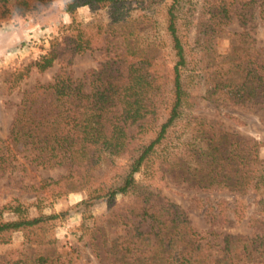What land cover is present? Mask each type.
Returning <instances> with one entry per match:
<instances>
[{
	"label": "trees",
	"instance_id": "16d2710c",
	"mask_svg": "<svg viewBox=\"0 0 264 264\" xmlns=\"http://www.w3.org/2000/svg\"><path fill=\"white\" fill-rule=\"evenodd\" d=\"M131 1L69 0L67 9L109 4L115 10ZM136 1L139 14L121 12L91 27L69 23L64 34L51 42L48 52L16 68V79L21 80L32 70L44 73L66 50L72 55L94 51L105 42L117 56L118 39L127 42L132 50L127 51L132 54L140 47L144 49L134 61H107L88 71V88L85 81L61 67L52 81H37L31 89L23 90L9 133L0 136V178H24L28 167L34 172L64 167L66 172L58 178L20 186L15 206L21 213L17 219L0 220V243L16 231L31 232L59 216H26L19 199L24 192L40 196L82 190L90 194L89 199H106L110 205L104 218L86 229L91 252L100 261L264 264V228L251 236L215 229L202 233L180 205L160 198L167 173L176 169L202 189L226 188L235 194H252L256 205H264V199L258 198L264 187V158L260 155L264 142L250 137L227 138L218 130L210 131L204 114H184L194 106L195 97L182 77L184 71H191L188 48H199L205 98L221 96L229 104L251 103L264 108V52L255 46L246 29L249 15L258 11L264 17V0H239L241 8L234 5L235 1L203 0L192 19L190 15L180 16L177 4L181 0L166 6L163 29L173 57L170 66L148 52L161 42L153 34L159 22L147 11L154 0ZM52 4L53 0H0V20L39 14ZM235 18L243 26L241 32L233 33L237 36L235 43L243 38L241 52L233 46L235 55L230 52L220 62L206 64L208 54L204 49H211L207 42ZM192 28L194 46H189ZM160 55L164 58L165 54ZM225 115L241 121L230 112ZM183 118L187 122L183 131L186 138L175 150L162 153L161 145ZM139 172L144 175L143 182L136 178ZM119 196L129 198L117 201ZM238 203V198L231 202L221 199L215 206L219 214L226 215L228 207L235 216ZM263 211L264 206L257 217L262 226ZM111 226L124 230L123 241L109 244L104 239ZM44 242L32 252L24 247L0 252V264H69V255L45 253L44 245L52 240Z\"/></svg>",
	"mask_w": 264,
	"mask_h": 264
},
{
	"label": "rangeland",
	"instance_id": "374dc122",
	"mask_svg": "<svg viewBox=\"0 0 264 264\" xmlns=\"http://www.w3.org/2000/svg\"><path fill=\"white\" fill-rule=\"evenodd\" d=\"M68 1L53 0L52 6L39 14L25 17L16 15L0 20L1 137H6L9 133L23 90L31 89L37 81L43 83L52 81L58 69L65 67L74 77L85 81L86 88H88V71L107 61L117 60L124 63L134 61L144 51L143 47H140L138 53L132 54L130 52L132 50L126 46L127 42L124 40L122 42L120 39L117 42L120 45L119 55L117 56L113 54L114 50L108 47L109 42H105L100 49L74 55L66 50L55 60L54 65L44 73L32 70L29 76L17 80L15 76L16 68L48 52L51 42L55 37L64 34L65 27L69 23L75 22L81 26L91 27L97 22H108L121 12L132 14L141 12L136 0H132L129 4L122 5L115 10L109 4L106 6L82 4L72 11L67 9ZM224 1L227 3L235 1L234 5L241 8L239 0ZM174 2L175 0H154L152 6L147 9L153 15V19L159 22L158 28L153 34L161 41L159 47L158 45L154 46L153 50L148 52L154 54L158 57L159 62L163 61L167 66L173 64V57L168 36L163 29V16L166 6ZM202 2L203 0H181V3L177 4L180 16L190 15L192 19V15L195 14L196 16L199 12ZM246 29L250 31L255 46L264 52V17L260 16L258 11H255L252 16L249 15ZM242 30L243 26L237 18L220 30L215 38L207 42L208 47L211 49H204L208 54L205 63L216 64L230 52H232L231 55H235L236 52L232 51L233 46L241 52L243 38H239L238 43H235L237 36L233 33ZM194 37L195 29L192 28L189 46H194ZM245 45L246 47L249 46L248 43ZM162 52L165 54L164 58L160 55ZM201 55L199 48H191V50L188 48L191 71H184L182 77L190 88L193 97H195V104L192 108L185 109L184 114H204L206 123H209L208 128L211 127L210 131L218 130V134H226L227 138L250 137L264 142V108H258L251 103L245 105L229 104L221 96L218 99L215 97L212 99L205 98L206 82L200 68L202 64ZM226 112L237 116L241 121L227 117ZM186 123L185 118H183L177 126L171 129L170 136L160 147L162 153L175 150L179 141L186 138L187 134L183 135ZM260 155L264 158V145L260 149ZM65 172L66 168L64 167L40 168L36 172L28 167L27 175L24 178L20 179V176L1 177L0 220H13L19 217L21 211L15 206L18 202L15 197L20 193V186L29 183V181L37 183L43 178H58ZM187 176L176 169H172L167 173V184L163 188L160 198L161 200L169 199L180 205L196 229L202 233L215 229L222 233L251 236L259 233L264 228L261 222L257 220L264 205H256L252 194H235L226 188L202 189L195 185L194 179L188 180ZM136 178L141 182L144 181V175L141 172L136 174ZM258 195L259 199H264V187L259 190ZM89 198L90 194L82 190L68 194L44 193L40 196L24 192L19 199L21 200L22 212L24 211L26 216L34 217L51 214H59V216L43 222L40 227L31 232L16 231L7 236V241L0 243V252L22 247L32 252L34 247L45 244L44 241L52 240L50 245H44L43 251L50 254L69 255L72 258L69 264H112L107 259L100 261L93 256L86 238V229L92 227L97 220H102L104 215L109 212L110 205L106 199ZM128 198L129 196H119L116 200L123 201ZM235 198L240 201L236 215L234 216V212L229 210L228 207L225 209L226 215L219 214L220 210L216 208L215 203L221 199L231 202ZM259 199L256 200L259 201ZM124 235L125 232L122 228L111 226L106 230V238H103L107 239L110 244L113 240L123 241Z\"/></svg>",
	"mask_w": 264,
	"mask_h": 264
}]
</instances>
